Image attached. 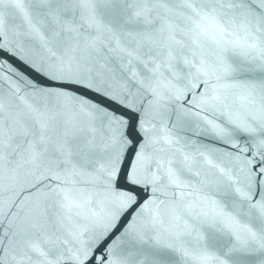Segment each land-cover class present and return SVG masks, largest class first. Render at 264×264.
<instances>
[{
  "label": "snow or ice",
  "instance_id": "snow-or-ice-1",
  "mask_svg": "<svg viewBox=\"0 0 264 264\" xmlns=\"http://www.w3.org/2000/svg\"><path fill=\"white\" fill-rule=\"evenodd\" d=\"M5 68L0 264H264V0H0Z\"/></svg>",
  "mask_w": 264,
  "mask_h": 264
},
{
  "label": "water",
  "instance_id": "water-1",
  "mask_svg": "<svg viewBox=\"0 0 264 264\" xmlns=\"http://www.w3.org/2000/svg\"><path fill=\"white\" fill-rule=\"evenodd\" d=\"M6 63L10 64L12 69H14L16 73H20L25 77L35 78L34 73H32L31 70L26 66V64L23 63L21 60L9 56L7 58ZM0 75L8 76L11 75V73L7 68H5L3 70H0ZM13 78L15 79L14 76ZM0 84H3L5 88L7 87V84L4 83L3 81H0ZM181 105L188 106L186 101H181ZM209 118L213 119V117H209ZM215 120L217 123L221 122L220 117H216ZM169 123L172 122L170 121ZM174 131L176 132L177 136L182 137L184 140L193 142L194 147L202 146L204 148L214 150L213 155L217 158L218 162L224 165L229 164V160L227 159V157L224 156V153L235 152V149H232L230 145L225 141L230 139L241 145H243L246 142V136L243 133H236L232 137H226L225 139H218L209 130H207L206 126H204L202 123L199 128L195 127V123H193L192 125H185L182 123L181 126L175 129ZM134 139H138V137H135L134 135ZM129 158H131V154H129ZM121 186H124L122 181H121ZM143 198L144 197L142 196L141 199ZM128 219L129 217L125 216L124 221H122V223L126 222Z\"/></svg>",
  "mask_w": 264,
  "mask_h": 264
}]
</instances>
